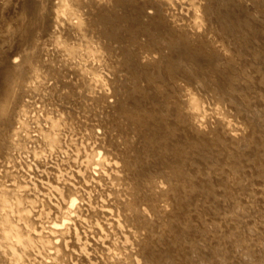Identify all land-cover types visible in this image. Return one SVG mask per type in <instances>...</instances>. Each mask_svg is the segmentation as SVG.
<instances>
[{
	"label": "bare ground",
	"instance_id": "obj_1",
	"mask_svg": "<svg viewBox=\"0 0 264 264\" xmlns=\"http://www.w3.org/2000/svg\"><path fill=\"white\" fill-rule=\"evenodd\" d=\"M1 1L0 264H264V222L217 226L248 179L264 208V92L225 91L264 79V0ZM210 89L261 137L199 122Z\"/></svg>",
	"mask_w": 264,
	"mask_h": 264
},
{
	"label": "rangeland",
	"instance_id": "obj_2",
	"mask_svg": "<svg viewBox=\"0 0 264 264\" xmlns=\"http://www.w3.org/2000/svg\"><path fill=\"white\" fill-rule=\"evenodd\" d=\"M20 2H24V1H26V0H19ZM0 4H2V1L0 0ZM17 3H16V1H13V3L11 2H9V3H7V9H9L10 11H9V15L11 16L12 15V12H11V9L12 8H14V9H16L17 8ZM10 12H11V14H10ZM251 36V35H250ZM88 61V62H90L91 61V59L90 58H84L83 57V64H84V61ZM82 63V62H81ZM254 66V65H253ZM256 71H258L259 72V74H257V76L259 75V76H261L262 75V70L259 68V69H256V70H254L253 72L254 73H256ZM99 73H104V72H102V71H99ZM250 74L251 73H248V72H246L245 73V76H244V78H243V80H242V83H243V87L241 86L240 88H236V87H231L230 88V86H229V84L231 83V81L235 78L234 76H236L235 74H233V72L232 73H230V76L232 77V79L231 80H229V82H227L228 84H227V88H226V92H228L227 90H231V91H233L234 92V95L236 96V98H238V99H240V101H245V105H247V106H251L252 107V109L256 112V110H258V108L257 107H254V105H253V103L252 104H248L247 103V98H248V96H247V92L248 93H251V94H255V93H257L258 92V94H260V92L262 91V92H264V79H262V77L261 78H259V80L258 81H250V79H249V77H250ZM95 79L96 80H100V78L99 77H97V76H95ZM51 83V82H50ZM102 84H106V82H103ZM211 91H210V95L216 100V103H210V104H208V103H206V100L204 99V97H203V93H201V92H198V91H196V93H197V97L200 99L199 100V102L198 101H196V104H197V106H195L194 108H193V110H192V112L193 113H195V114H197L198 113V108L199 109H201V108H206L207 109V111H205V112H203V114H204V116H199L198 118H197V120L199 121V122H205V121H207L208 120V122H209V120H210V116H212L213 118H215V119H217V120H222V119H224L223 120V122L222 123H224V125H225V123H226V126H225V130L227 131V133L226 134H228V131L231 129V128H235V129H240L242 126H249V128L247 129V130H249V131H252L254 134L253 135H257L259 132H260V130L258 129V127L254 124V122L252 121V122H248L247 120L249 119V118H246L244 115H243V110L240 108V107H238V106H235L234 104L235 103H233V102H231L232 103V106H233V110H229V108L227 107V105H226V103H225V99H223V97H221V95H216L215 94V92H214V90L213 89H210ZM181 99H183V101H185V103H187V99H185V98H182L181 97ZM110 101H111V99H109ZM264 100V99H263ZM236 102V101H235ZM257 106H259L258 104H256ZM257 113V112H256ZM260 112L258 113V115L260 116ZM262 115V114H261ZM208 118V119H207ZM207 128H208V126H206ZM207 130H209V129H207ZM230 135H232V136H234L235 134L237 135L236 137H240L241 136V132H238V131H235V132H230L229 133ZM240 134V136H238ZM235 137V136H234ZM258 137L260 138L261 136H253V139H255V140H257L258 139ZM225 140H230L229 138H225ZM244 144L243 145H241V147H242V149L244 148L243 146H245V148H248V146L246 145V144H248V142H245V141H242ZM253 142V141H252ZM258 143V142H257ZM257 143H255L256 145H257ZM253 144V143H252ZM249 145V144H248ZM262 146H263V148H261V147H259V150L260 151H262V150H264V141H263V143H262ZM30 147V146H29ZM249 151V150H248ZM211 154V153H210ZM259 156H261V155H259ZM208 157H211V156H208ZM263 158V157H262ZM259 160H261V159H259ZM251 164H253V163H251ZM251 164H248V165H250V167H252L251 169L249 168V170L247 169V175H249V177L250 176H252L253 174L255 175V173H256V175L258 174L259 175V178L262 180V181H264V162L262 161L261 162V164L258 166V170H257V172H256V168H255V166H254V164H253V166L251 165ZM247 165V166H248ZM253 168H255V169H253ZM251 170V171H250ZM223 173H227L228 172V170H225V169H223V170H221ZM255 171V172H254ZM250 172V173H249ZM253 174H252V173ZM255 175V176H256ZM182 176H184V174H182ZM252 177H254V176H252ZM183 180H181V182H182ZM255 181H252L251 180V182H250V180L248 179V183H246V181H245V183L246 184H243L242 182H241V186L242 187H245V188H250L251 189V193H252V195H254L255 194V196H250L252 199H253V203L255 202V201H258V199L259 198H256V197H259L261 194H262V192H263V190L260 188V183H258V182H255ZM254 183V184H253ZM245 185V186H244ZM247 185V186H246ZM249 185V186H248ZM254 187H253V186ZM240 186V187H241ZM258 188H257V187ZM167 186H164L163 188H166ZM254 188V189H253ZM256 188H257V190H256ZM249 189V190H250ZM253 189V190H252ZM258 189H260V191L258 190ZM254 190H256L257 191V194L259 193V192H261V193H259V196H257V194H256V191H254ZM255 192V193H254ZM250 198V200L248 201V206H245L244 207V209L242 208V205H240L238 202H240V201H238L237 202V200H233L232 202H234L235 204H234V206H235V208L237 207L236 205H238L239 204V208H242L241 209V214L239 213V215H237L236 216V218L234 219V218H227L224 222L223 221H221V222H223V223H220V224H218L217 226H219L220 225V227H222V228H224V226H225V224L226 223H228V224H226V226H229V225H231L233 222H239V221H241V220H245L243 223H244V225L246 226V223H254L255 221H257V222H264V217H263V215H260V214H257V213H259V211H260V208H263V206L261 205L262 203H260V204H258V202L256 203L255 202V204H253L252 203V199ZM255 198V199H254ZM260 200V199H259ZM247 203V202H246ZM250 203H252V204H250ZM255 205H257V206H255ZM258 205H261V207L260 206H258ZM202 206H204V205H202ZM241 206V207H240ZM250 206H252V207H250ZM253 206H254V210L256 211H254L252 208H253ZM260 207V208H259ZM203 208H205V209H207V207H203ZM238 208V209H239ZM251 208V209H250ZM257 208V209H256ZM264 209V208H263ZM263 209H261V210H263ZM213 210V209H212ZM250 210V212L249 213H247L248 211ZM208 212H209V214H208V212L206 213L208 216L209 215H212V211H211V209L209 210H207ZM228 211V210H227ZM253 211V212H252ZM264 211V210H263ZM212 212V213H211ZM243 212V213H242ZM245 212V213H244ZM255 212V213H254ZM243 214H245V215H247V214H249L248 215V217H243ZM257 214V215H256ZM240 215H242V216H240ZM253 215V216H252ZM252 216V217H251ZM190 217V216H189ZM193 217V216H192ZM242 218V219H240V220H238L239 218ZM191 218V217H190ZM251 218V219H250ZM203 219V218H202ZM247 219V220H246ZM250 219V220H249ZM188 220H190V221H192L191 219H188ZM205 221H206V219H204ZM230 220H231V223H230ZM238 220V221H237ZM254 220V221H253ZM189 224H191V222H189L188 221V223H187V227H188V229H190V225ZM222 225V226H221ZM205 226H207L208 228L209 227H214V224H210L209 222H207V223H205ZM194 227V226H193ZM192 227V228H193ZM252 233H253V229L252 228H250V229H248L247 228V230H246V232H245V235H243V237L244 238H246V237H248V236H251L252 235ZM261 237H260V239H261V241H262V243H261V248H262V250H263V253H264V232H261ZM245 241L247 242V240L245 239ZM238 258H239V262H240V264H246V262L248 263V261H249V259H248V257H243V256H241V254H240V252L238 251Z\"/></svg>",
	"mask_w": 264,
	"mask_h": 264
}]
</instances>
